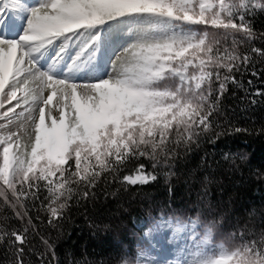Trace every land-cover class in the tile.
<instances>
[{
  "label": "snow or ice",
  "instance_id": "1",
  "mask_svg": "<svg viewBox=\"0 0 264 264\" xmlns=\"http://www.w3.org/2000/svg\"><path fill=\"white\" fill-rule=\"evenodd\" d=\"M258 12L264 0H0V214L11 210L0 220V245L8 264H29L30 254L58 264L54 241L41 236L36 251L29 236L36 221L60 226L74 186L88 198L106 173L124 187L148 184L157 177L142 158L155 169L172 145L214 132L227 85L243 87L234 73L264 58V47L237 49L264 40L253 27ZM218 232L219 222L199 213H161L144 233L147 249L119 264H264V232L217 242Z\"/></svg>",
  "mask_w": 264,
  "mask_h": 264
},
{
  "label": "trees",
  "instance_id": "2",
  "mask_svg": "<svg viewBox=\"0 0 264 264\" xmlns=\"http://www.w3.org/2000/svg\"><path fill=\"white\" fill-rule=\"evenodd\" d=\"M253 27L257 34L264 32V13H257ZM252 46L264 47V40L241 42L237 49L243 54ZM253 70L260 75L250 76ZM224 74L222 71L221 76ZM234 74L243 87L227 85L212 118L214 132L202 135L190 147L172 145L174 151L161 155L155 169L150 160L142 158L146 172L157 177L148 184L124 187L114 174L106 173L89 190L88 198L80 197V188L74 186L60 226L52 228L46 221H36L38 229L30 233V246L43 251V236L55 242L58 264H119L121 258L147 249L149 237L144 233L151 219L161 213L165 218L183 220L195 219L199 213L201 219L218 221L217 242L233 233L264 232V96L254 95L257 89L264 90V58L255 56L253 66ZM234 128L248 131L237 133ZM130 169L122 170L121 175ZM4 215L11 216V210L0 214V220ZM7 223L20 227L15 219ZM168 236L171 240L172 233ZM5 253L6 246L0 245V264H8ZM26 260L39 264L34 254Z\"/></svg>",
  "mask_w": 264,
  "mask_h": 264
}]
</instances>
